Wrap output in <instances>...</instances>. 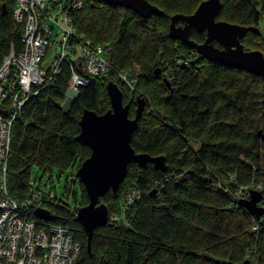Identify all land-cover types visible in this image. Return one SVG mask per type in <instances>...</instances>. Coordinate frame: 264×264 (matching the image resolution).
Here are the masks:
<instances>
[{
	"label": "trees",
	"instance_id": "1",
	"mask_svg": "<svg viewBox=\"0 0 264 264\" xmlns=\"http://www.w3.org/2000/svg\"><path fill=\"white\" fill-rule=\"evenodd\" d=\"M146 1L163 14L142 19L131 10L92 0H83V7L71 13L78 35L111 47L110 75L80 88L64 112L71 71L63 64L56 79L25 104L12 127L8 193L18 201L28 197L35 188L30 184L34 168L50 176L57 172L58 179L68 171L74 176L90 155L75 141L80 118L85 110L102 115L110 109L106 85L114 82L124 105L129 104L130 118L135 97L145 100L132 149L164 156L166 172L149 164L129 165L117 195L110 192L99 201L109 216L121 214L94 231L90 253L75 222L77 210L88 204L79 182V192L66 182L62 200L53 189L55 202L43 205L50 222L37 220L33 207L27 219L39 229L67 227L81 246L75 264H242L251 257L264 264V216L254 221L236 195L253 184L264 187V79L210 63L170 38V18L192 15L206 0ZM220 3L217 20L249 29L241 44L264 55V37L256 30L264 25V0ZM14 6L15 0H0V64L11 47L15 54L23 49V25L14 21ZM189 38L201 44L205 33L191 30ZM123 70L136 79L131 97L111 76ZM129 186L136 198L123 209ZM254 225L258 230L253 231Z\"/></svg>",
	"mask_w": 264,
	"mask_h": 264
},
{
	"label": "built area",
	"instance_id": "2",
	"mask_svg": "<svg viewBox=\"0 0 264 264\" xmlns=\"http://www.w3.org/2000/svg\"><path fill=\"white\" fill-rule=\"evenodd\" d=\"M82 7V0H15L13 18L25 26L22 51L15 54L11 47L0 64V264H75L80 254V243L67 227L49 225L39 229L27 219L30 207L43 208L45 203H54L55 196L42 201L41 189L32 185L34 189L24 200L12 199L7 190V168L13 123L25 104L56 79L63 64L71 71L67 100L100 74L111 72L105 60L109 47L93 48L90 41L83 42L64 11ZM55 37L63 41H56L58 50L54 48L53 59H49L47 50ZM115 76L132 95L134 78L126 71ZM126 203L124 207L129 206ZM112 221H116L115 216Z\"/></svg>",
	"mask_w": 264,
	"mask_h": 264
},
{
	"label": "water",
	"instance_id": "3",
	"mask_svg": "<svg viewBox=\"0 0 264 264\" xmlns=\"http://www.w3.org/2000/svg\"><path fill=\"white\" fill-rule=\"evenodd\" d=\"M108 6L131 10L142 19L152 15H162L157 7L146 0H92ZM221 10L220 0H206L199 4L192 15H174L170 18L169 36L192 49L200 58L227 68L244 71L264 79V55L260 51H246L241 40L249 29L243 26L217 20ZM5 11V7L2 8ZM205 33V40L197 44L190 40V32ZM217 44L219 47H215ZM159 74L157 70L155 72ZM169 87V84L165 81ZM110 109L102 115L85 110L79 121V135L75 141L90 151L89 157L80 165L74 178L83 186L88 204L79 208L75 215L77 222L87 237V252L93 233L108 223V209L99 202L108 193L117 195L118 190L131 164L143 168L152 165L154 170L166 172L164 156L151 157L148 154H137L131 147L132 136L138 129L139 121L145 108L142 97L136 99L135 117L129 118V105L123 104V94L112 82L106 85ZM66 101L61 109L66 112L77 97ZM155 192H151V197ZM263 197L251 191L249 199L239 200L238 205L256 220L264 215ZM2 209V208H0ZM34 217L42 222H50L49 211L39 208L34 210ZM242 264H249L245 261Z\"/></svg>",
	"mask_w": 264,
	"mask_h": 264
},
{
	"label": "rangeland",
	"instance_id": "4",
	"mask_svg": "<svg viewBox=\"0 0 264 264\" xmlns=\"http://www.w3.org/2000/svg\"><path fill=\"white\" fill-rule=\"evenodd\" d=\"M64 1H66V0H64ZM67 1H70V0H67ZM83 1V0H82ZM65 11V13H66V15H68L67 17L72 21V15H71V13L72 12H74V11H66V10H64ZM78 11V10H77ZM68 13V14H67ZM15 21V20H14ZM16 23V22H15ZM17 24V23H16ZM21 25H23V24H21ZM24 26H25V24L23 25V30H24ZM257 31H259L261 34H263L262 35V38L264 37V25H261L259 28H257L256 29ZM80 36H82L83 37V42H86V40H88L85 36H83V35H80ZM62 41H63V39H61ZM61 40L59 41V38L58 37H55L54 39H53V42H50V44H49V49L47 50V53H48V55H50V57H49V59H53V56H54V48L56 49V50H58V42H56V41H59V43L61 42ZM88 41H90V40H88ZM91 42V41H90ZM93 46V48H96L97 46H99V45H94V44H92ZM72 48H73V46L72 45H70ZM103 46H106V45H103ZM243 46V45H242ZM109 47V46H108ZM107 50H105V52H106V58H105V60L106 61H108V57H109V53H110V51H111V47H109V48H106ZM246 51H250V50H246ZM252 51H254V50H252ZM80 52V51H79ZM108 64H109V62H107ZM110 65V64H109ZM123 71H125V70H123ZM118 72V71H117ZM121 72V71H120ZM126 72H128V76L129 77H132V78H134V84L136 83V79H135V77H133L131 74H130V72L129 71H126ZM108 75H110V73H105L104 75L103 74H100V78H102V77H107ZM111 76H112V79H114V80H118V78L115 76V73L114 74H111ZM112 83H114V82H112ZM114 84H116V83H114ZM68 85H69V83H68ZM117 85V84H116ZM68 90V89H67ZM77 94H78V91H77ZM123 94V93H122ZM70 95V91L69 92H66V94H65V97H64V102H63V104L66 102V101H68L67 100V97ZM126 95L128 96V97H131V93L130 94H128V93H126ZM137 97H140V96H136L135 98L137 99ZM62 104V105H63ZM123 104H124V102H123ZM126 105H129L128 103H126ZM134 106V105H133ZM62 107V106H61ZM136 102H135V109H136ZM130 109V108H129ZM145 109V108H144ZM135 117V116H134ZM133 117V118H134ZM130 118V117H129ZM133 118H130V119H133ZM15 123V122H14ZM14 123H13V125H14ZM13 125H12V127H13ZM10 159V158H9ZM138 166V165H137ZM76 171L77 170H75L74 171V174L76 173ZM165 173V172H164ZM58 177H59V174L57 173V172H54L51 176L49 175V173H42V172H40L39 170H37V169H32V173H31V182H30V184L31 185H35V188L36 187H40V189H41V191L42 192H40V198H42V201H48L50 198H51V196H53L54 194H53V189H54V193H55V195H56V198L58 199V200H62V195H63V188H64V186H65V184H66V182L67 183H69V184H71L72 185V187L73 186H75L76 187V189H77V191L79 192V188H78V181H76V179L74 178V176L73 175H71V171H68V172H66V173H64V174H62V175H60V179H58ZM126 185V184H125ZM127 185H129V184H127ZM242 190H239L237 193H236V195H239L240 196V200H247V199H249V193L251 192V191H255V192H258V193H260L261 195H262V197H263V200H262V203H260L258 206H263V204H264V187L262 186V184H260V185H250V186H248L247 188H241ZM244 195V196H241V195ZM235 195V196H236ZM135 196H136V192H135V189L133 188V186H129L128 188H126V192H125V195H124V200H125V202H127L126 204L127 205H129L130 204V202L135 198ZM133 198V199H132ZM100 201V200H99ZM125 202H124V204H125ZM66 203H67V205L70 207V208H72V206L74 205L73 204V200H72V198H69L68 200H66ZM129 203V204H128ZM105 205V204H104ZM130 206V205H129ZM129 206H127V207H129ZM127 207H124L123 209H125V208H127ZM44 209V208H43ZM123 209H122V211H123ZM121 214V212H119L118 214H116V215H114L115 217H116V221L119 219L117 216H119ZM264 216V215H263ZM261 218V217H260ZM259 218V219H260ZM254 221H256V219L254 218ZM42 222V221H41ZM109 222H114V221H112V216H109V218H108V223ZM47 223V222H46ZM107 223V224H108ZM49 226V225H48ZM256 230H258V227L256 226V225H254L253 226V231H256ZM72 233V232H71ZM73 234V233H72ZM246 261H248L249 262V264H256L254 261H255V257H251V258H249V259H247ZM244 263V262H243Z\"/></svg>",
	"mask_w": 264,
	"mask_h": 264
},
{
	"label": "bare ground",
	"instance_id": "5",
	"mask_svg": "<svg viewBox=\"0 0 264 264\" xmlns=\"http://www.w3.org/2000/svg\"><path fill=\"white\" fill-rule=\"evenodd\" d=\"M184 44V43H183ZM186 45V44H185ZM188 47V46H187ZM189 48V47H188ZM193 54H196L195 52L193 53ZM135 91V90H134ZM68 100L70 101L71 100V98L69 99L68 98ZM74 102V101H73ZM11 142H12V137H11ZM241 196H244L243 194L241 195ZM104 197V196H103Z\"/></svg>",
	"mask_w": 264,
	"mask_h": 264
}]
</instances>
